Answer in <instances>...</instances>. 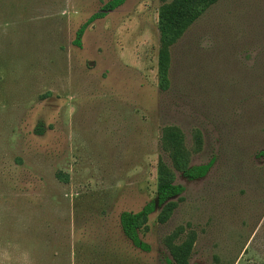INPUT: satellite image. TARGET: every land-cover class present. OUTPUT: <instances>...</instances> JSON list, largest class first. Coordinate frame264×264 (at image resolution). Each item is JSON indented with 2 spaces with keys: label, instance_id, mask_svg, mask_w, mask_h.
<instances>
[{
  "label": "rangeland",
  "instance_id": "1",
  "mask_svg": "<svg viewBox=\"0 0 264 264\" xmlns=\"http://www.w3.org/2000/svg\"><path fill=\"white\" fill-rule=\"evenodd\" d=\"M0 0V264H166V238L197 232L190 264H264V0H218L158 70L159 9L127 0ZM179 126L190 180L172 217L161 207L124 234L123 211L156 199L164 127ZM38 128L41 130L38 131ZM203 135L196 151L195 132ZM7 253V258H5Z\"/></svg>",
  "mask_w": 264,
  "mask_h": 264
},
{
  "label": "trees",
  "instance_id": "2",
  "mask_svg": "<svg viewBox=\"0 0 264 264\" xmlns=\"http://www.w3.org/2000/svg\"><path fill=\"white\" fill-rule=\"evenodd\" d=\"M127 0H109L103 5L101 11L94 13L77 31V45H81V37L86 29L99 18H104L107 13L123 5ZM218 0H171L164 2L159 9L160 48L158 70L160 85L167 89L169 86V70L171 66V47L177 43L190 26ZM41 129L38 128V131ZM196 151L201 150L203 135L201 131L195 132ZM162 143L169 154L171 164L160 158L158 164L157 197L149 201L139 211H123L120 216L122 230L133 245L143 251H150L151 247L140 237V229L149 220L158 207L161 211L158 220L166 223L172 217L179 201L186 190L185 185L175 182L178 170L190 180L205 177L213 166L214 160L199 165H190L191 152L185 142L183 130L176 125L164 127ZM186 231L185 228H177L166 238V245L171 257L166 264H190V259L197 240V232L190 230L185 239L180 243L176 240Z\"/></svg>",
  "mask_w": 264,
  "mask_h": 264
},
{
  "label": "clouds",
  "instance_id": "3",
  "mask_svg": "<svg viewBox=\"0 0 264 264\" xmlns=\"http://www.w3.org/2000/svg\"><path fill=\"white\" fill-rule=\"evenodd\" d=\"M5 258H7V253L4 254ZM23 264H32V261L30 259V253L25 251L23 253Z\"/></svg>",
  "mask_w": 264,
  "mask_h": 264
}]
</instances>
